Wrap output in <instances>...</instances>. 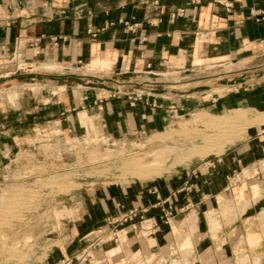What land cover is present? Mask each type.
<instances>
[{"label": "crops", "instance_id": "0c3cea01", "mask_svg": "<svg viewBox=\"0 0 264 264\" xmlns=\"http://www.w3.org/2000/svg\"><path fill=\"white\" fill-rule=\"evenodd\" d=\"M5 56L27 68L0 69L19 93L0 96V163L65 133L129 143L171 108L264 113V0H0ZM263 160L264 122L186 171L74 194L40 264H264Z\"/></svg>", "mask_w": 264, "mask_h": 264}, {"label": "rangeland", "instance_id": "374dc122", "mask_svg": "<svg viewBox=\"0 0 264 264\" xmlns=\"http://www.w3.org/2000/svg\"><path fill=\"white\" fill-rule=\"evenodd\" d=\"M14 57L0 58V69L13 63ZM35 85L34 92L43 88L40 84ZM7 87L0 86V90L12 88ZM14 90L7 97L19 96L16 87ZM213 91H220V88ZM170 110L173 111L171 118L155 128L142 131L139 137L129 143H107L94 134L90 137L89 132L86 136H69L65 133L56 141L45 139L34 150L19 152L11 156L9 161L0 163V264L43 262L52 242L48 238L53 236L47 233L63 216L64 213L59 210L65 204L64 200L74 194L107 186L153 182L186 171L214 156H220L228 148L245 140L250 126L264 122V113L252 117L248 111L234 110L227 114L231 117L233 114L243 116L234 121V125L204 128L199 122L187 124L197 114L196 110L184 116L175 109ZM205 117L212 122L221 119V115ZM192 129H196V132ZM207 137L210 139H205ZM125 160L131 165L129 171L122 167ZM261 164L264 166V160ZM132 168L142 169L147 174L137 178L132 174ZM5 192L13 194L10 196ZM239 206L241 208L242 205ZM228 212L226 210L223 214ZM214 222L211 220L210 223ZM149 224L145 222L144 229ZM146 232L144 230L143 234Z\"/></svg>", "mask_w": 264, "mask_h": 264}, {"label": "bare ground", "instance_id": "6f19581e", "mask_svg": "<svg viewBox=\"0 0 264 264\" xmlns=\"http://www.w3.org/2000/svg\"><path fill=\"white\" fill-rule=\"evenodd\" d=\"M17 57V62H20L21 61V59L18 57V56H16ZM7 61H10V60H7ZM6 63V62H5ZM28 87H35V86H37V85H35V84H32V85H27ZM15 89V87H12V88H10V89H8V90H0V96H8L7 94L9 93V92H12V91H15L14 90ZM217 92H219V93H221L222 92V89H220V91H217ZM205 115H208V116H216V115H210V114H207V113H205V112H203V111H199L195 116H194V118L192 119V120H189L188 122H187V124H189V125H193L194 124V122H199V124L200 125H202V126H204V128L205 127H217V126H230L231 124H233V122L234 121H238V120H240V119H242V117L243 116H236V115H232V117L231 116H229L227 113H225V114H223V115H221V119L220 120H217V121H213L212 122V120H207L206 119V117H205ZM234 125V124H233ZM217 129V128H216ZM192 130H194V132H196V129H192ZM218 132V131H217ZM217 134V136H219L218 135V133H216ZM215 135V134H214ZM204 137H206L205 136V134L203 135ZM209 136V135H208ZM211 137H213V135L211 136ZM215 137V136H214ZM201 139V138H200ZM205 139H210V138H205ZM214 139V138H213ZM214 140H216V139H214ZM209 141V140H208ZM202 142L204 143V141L202 140ZM213 142V141H212ZM208 145L210 144V142H208L207 143ZM212 144V143H211ZM203 146V145H202ZM210 146V145H209ZM204 147H205V145H204ZM193 148V147H192ZM191 148V150L193 151V149ZM190 150V151H191ZM204 150H208V148L207 149H204ZM201 151V150H200ZM209 151H211V149L209 150ZM209 151H208V153H209ZM45 152V151H44ZM212 152V151H211ZM190 153V152H189ZM207 154V153H206ZM193 155V154H192ZM194 155H196V154H194ZM202 156V155H201ZM127 159V158H126ZM129 161L128 160H125V161H123V163H122V167L125 169V170H131V165L128 163ZM132 170H133V168H132ZM132 172V171H131ZM124 173H127V172H124ZM134 176H136L137 178H139V177H142L143 175H145V174H147V172H144V171H142V169H140V170H133V173H132ZM65 178V177H64ZM63 178V179H64ZM62 181V180H61ZM52 182H55V181H52ZM61 183V182H60ZM59 183V184H60ZM55 184V183H54ZM66 184V183H65ZM65 184H64V186H65ZM68 184V183H67ZM53 186V185H52ZM22 190V189H21ZM6 191V190H5ZM7 193H9V191H6ZM5 192V193H6ZM13 192H14V190H13ZM18 192H19V190H18ZM23 192V191H22ZM6 193V194H7ZM15 193V192H14ZM11 194H13V193H10V194H7V195H10L11 196ZM18 194V193H17ZM15 196V195H14ZM6 198H8V197H6ZM13 198V197H12ZM5 199V198H4ZM7 200H9V198L7 199ZM12 200V199H11ZM4 201V200H3ZM10 201V200H9ZM19 202V201H18ZM17 202V203H18ZM21 203H23V202H20V204ZM240 203V202H239ZM239 203H237V204H239ZM4 204V203H3ZM10 204H11V202H10ZM19 204V205H20ZM13 205H14V203H13ZM16 205V204H15ZM236 205V204H235ZM9 206V204L7 205V207ZM2 207V206H1ZM4 207V206H3ZM11 207V206H10ZM234 207V206H233ZM12 208H14V206L12 207ZM16 208V207H15ZM227 210H229L230 208L232 209V206L229 204V205H227ZM229 208V209H228ZM1 209V208H0ZM19 209V208H18ZM6 209H4V211H5ZM10 210V209H9ZM12 210V209H11ZM20 210V209H19ZM3 211V212H4ZM11 213V212H10ZM223 213V212H222ZM4 214V213H3ZM7 214V213H6ZM14 214H15V212H14ZM5 215V214H4ZM222 215V214H221ZM196 217V216H195ZM149 221V220H148ZM145 227V226H144ZM187 251V250H186ZM182 252H184V251H182ZM185 254H187V253H185ZM246 257V256H245ZM172 264H175V262H172ZM179 264V263H178Z\"/></svg>", "mask_w": 264, "mask_h": 264}, {"label": "built area", "instance_id": "2783aa9c", "mask_svg": "<svg viewBox=\"0 0 264 264\" xmlns=\"http://www.w3.org/2000/svg\"><path fill=\"white\" fill-rule=\"evenodd\" d=\"M14 57V56H13ZM16 57H14L13 61L16 63V65L19 63L15 60ZM3 64H5L3 62ZM135 211L130 210L125 213L118 214L116 216L108 218L107 222L108 224L113 228L116 229L118 226L127 223L128 221L132 220V218L135 216ZM63 264H68V262L63 263Z\"/></svg>", "mask_w": 264, "mask_h": 264}, {"label": "water", "instance_id": "95a60500", "mask_svg": "<svg viewBox=\"0 0 264 264\" xmlns=\"http://www.w3.org/2000/svg\"><path fill=\"white\" fill-rule=\"evenodd\" d=\"M27 68V65L23 62H19L17 65H16V71L15 72H6L4 74H2L1 76L2 77H10L12 76L13 74H15L16 72H19V71H23V70H26ZM47 70H52V71H55V72H59V73H63V74H67V73H70V74H76V73H79L78 71H75L73 69H63V68H57V67H50V68H46ZM80 74H84V73H80Z\"/></svg>", "mask_w": 264, "mask_h": 264}]
</instances>
